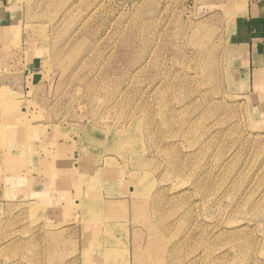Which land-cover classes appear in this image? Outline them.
<instances>
[{
	"label": "rangeland",
	"instance_id": "rangeland-1",
	"mask_svg": "<svg viewBox=\"0 0 264 264\" xmlns=\"http://www.w3.org/2000/svg\"><path fill=\"white\" fill-rule=\"evenodd\" d=\"M253 2L0 0V264H264Z\"/></svg>",
	"mask_w": 264,
	"mask_h": 264
},
{
	"label": "crops",
	"instance_id": "crops-1",
	"mask_svg": "<svg viewBox=\"0 0 264 264\" xmlns=\"http://www.w3.org/2000/svg\"><path fill=\"white\" fill-rule=\"evenodd\" d=\"M248 23V36L252 44L264 45V0H254L246 10Z\"/></svg>",
	"mask_w": 264,
	"mask_h": 264
},
{
	"label": "bare ground",
	"instance_id": "bare-ground-1",
	"mask_svg": "<svg viewBox=\"0 0 264 264\" xmlns=\"http://www.w3.org/2000/svg\"><path fill=\"white\" fill-rule=\"evenodd\" d=\"M233 57H231V59H232Z\"/></svg>",
	"mask_w": 264,
	"mask_h": 264
}]
</instances>
